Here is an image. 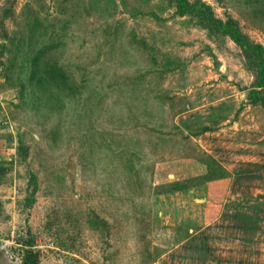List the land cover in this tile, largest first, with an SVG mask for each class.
Instances as JSON below:
<instances>
[{"label":"rangeland","instance_id":"374dc122","mask_svg":"<svg viewBox=\"0 0 264 264\" xmlns=\"http://www.w3.org/2000/svg\"><path fill=\"white\" fill-rule=\"evenodd\" d=\"M202 1L264 47V0ZM255 71L169 0H0V264H264ZM211 156L228 191L190 233L205 202L167 192Z\"/></svg>","mask_w":264,"mask_h":264},{"label":"trees","instance_id":"16d2710c","mask_svg":"<svg viewBox=\"0 0 264 264\" xmlns=\"http://www.w3.org/2000/svg\"><path fill=\"white\" fill-rule=\"evenodd\" d=\"M175 7L176 13L179 15H187L192 14L196 15L199 18L203 19L207 22L209 26L216 30L219 33L228 35L239 47L244 50L246 57L253 62L256 66V79L253 82V86L249 90L248 97L251 102L260 103L264 107V47L260 43H253L244 33H242L239 27L232 21H224L214 16V12L209 4L203 2L202 0H169ZM41 52L34 58L35 62L33 66H35L36 70H32L33 74H40V80H46L47 77H57L52 70L54 67L52 66H43L40 71L39 69V57ZM38 66V67H37ZM46 72V73H45ZM52 73V75H51ZM58 79V78H57ZM49 80V79H47ZM63 82V80H62ZM66 83V81H64ZM208 127H202L199 131H196V134L207 130ZM23 144H20L19 149H23ZM208 170L201 177V179L214 180L222 177H227L230 175V172L219 163L213 156L210 157V160L207 162ZM6 169L0 165V176L5 174ZM32 181H35V176L32 175ZM188 188V185L183 184L182 181L171 182L169 185V191L183 190ZM29 246L33 245L32 243H27ZM21 264H39V259L37 253L31 249L27 248L24 250L22 256Z\"/></svg>","mask_w":264,"mask_h":264},{"label":"crops","instance_id":"0c3cea01","mask_svg":"<svg viewBox=\"0 0 264 264\" xmlns=\"http://www.w3.org/2000/svg\"><path fill=\"white\" fill-rule=\"evenodd\" d=\"M207 170H208V166H207ZM207 170L195 177H197V179L200 180L201 177L207 172ZM230 176L231 174L227 177H222V178H218L214 180H207V181L201 179L202 183L191 185L190 187H188L189 189L186 188L183 190L167 192V194H170V192L172 193L182 192L184 196L190 197V199H193L196 203L205 202L206 205L204 204L202 208L199 211H197L193 216L187 218L188 219L187 224L190 225V227L188 228L190 230V233L194 231L193 225H196L197 227H199L201 226V224L202 225L209 224L210 220L213 218L212 215L217 213V209H220L222 204L217 205V203L219 202V198L224 197L228 191V185H229L228 181H229ZM195 177L192 176V178L191 177L190 178L196 179ZM176 181H180V180H176ZM211 184L216 186L217 190H215V192H212L211 190L209 191V187ZM210 195L218 196L216 197L217 199H216L215 205L211 203V200L209 199Z\"/></svg>","mask_w":264,"mask_h":264}]
</instances>
